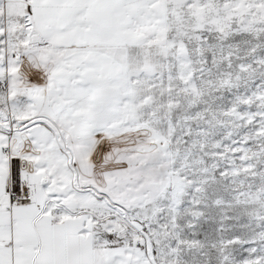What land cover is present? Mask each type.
Instances as JSON below:
<instances>
[{
  "label": "snow or ice",
  "instance_id": "snow-or-ice-1",
  "mask_svg": "<svg viewBox=\"0 0 264 264\" xmlns=\"http://www.w3.org/2000/svg\"><path fill=\"white\" fill-rule=\"evenodd\" d=\"M0 264H264V0H0Z\"/></svg>",
  "mask_w": 264,
  "mask_h": 264
}]
</instances>
